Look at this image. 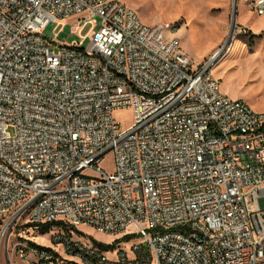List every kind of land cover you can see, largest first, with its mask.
<instances>
[{"label":"built area","instance_id":"1","mask_svg":"<svg viewBox=\"0 0 264 264\" xmlns=\"http://www.w3.org/2000/svg\"><path fill=\"white\" fill-rule=\"evenodd\" d=\"M75 15L79 40L51 50L43 30ZM176 25L124 0H0L2 236L60 220L135 236L127 264H264V114L221 93L213 57L193 65ZM17 235L20 257L57 264ZM60 241L71 262L107 263Z\"/></svg>","mask_w":264,"mask_h":264},{"label":"rangeland","instance_id":"2","mask_svg":"<svg viewBox=\"0 0 264 264\" xmlns=\"http://www.w3.org/2000/svg\"><path fill=\"white\" fill-rule=\"evenodd\" d=\"M124 2L137 12L145 24H181L175 33L180 38L183 49L189 54L195 67L209 61L211 56L225 45L211 68L213 79L219 82L221 93L234 100H241L255 112L264 114V43L261 49L244 54L241 52L239 55L234 52V57L219 62L243 34L236 17L235 32L228 39L233 0H124ZM245 16L250 20L248 27L252 30L260 27L264 22V15L259 14L255 9H248ZM79 17L80 15H75L59 19L56 22H51L43 30L51 50L58 51L61 46L70 45L79 40V35L72 31V26ZM91 28L92 24L85 25L81 33L88 35ZM263 36L264 29L260 34V37ZM254 37L257 36L252 34L247 36L250 39V45L253 44ZM89 44L90 39L87 38L84 47L86 48ZM209 55L211 56L209 57ZM114 118L125 130L133 121V109L129 107L116 109ZM10 131L13 133V129ZM101 166L107 171H112L113 155L111 153L105 156ZM20 228L18 226L15 230L6 231L3 236L0 233V264H30L28 259L20 257L18 251H14L19 237L17 233L20 231L22 236L28 238L30 242L49 249L50 253L58 259L57 264H73L72 262H75L65 258L64 248L59 244L64 236L88 246L93 245L94 240L104 244H114L116 240H122L116 244L115 250L105 252L108 257L105 264H127L119 258V255L117 256V252L124 250L131 256L130 246L136 241V239L123 240V235L103 233L85 224L74 228L73 233L68 232L69 226L55 227L48 234H42L37 229L23 230ZM74 264L79 263L75 262Z\"/></svg>","mask_w":264,"mask_h":264},{"label":"crops","instance_id":"3","mask_svg":"<svg viewBox=\"0 0 264 264\" xmlns=\"http://www.w3.org/2000/svg\"><path fill=\"white\" fill-rule=\"evenodd\" d=\"M254 1L255 0H238V2H237V9H238L237 10V14H238L237 20L239 23V28L243 34L240 35L237 43L233 44L231 46V48L228 50V52L225 53L223 55V57H221V60L219 62H222L223 60H225L229 57H234L233 56L234 52H237V54L239 55L241 52L244 54L246 52L249 53V52L261 49V47L264 43V36L260 37V34L264 29V22L261 24L260 27H258L255 30H252L248 27L250 20H248V18H246V16H245V12L248 9H250V8L253 9L252 6L254 4ZM249 34L257 36V37H254L252 39V41H253L252 45L249 44L250 39L247 38V36H249ZM212 54H213V52H212ZM211 55H209V57Z\"/></svg>","mask_w":264,"mask_h":264},{"label":"trees","instance_id":"4","mask_svg":"<svg viewBox=\"0 0 264 264\" xmlns=\"http://www.w3.org/2000/svg\"><path fill=\"white\" fill-rule=\"evenodd\" d=\"M178 28H180L181 24L177 23L176 25ZM65 226H68V224H66L65 222L63 221H53V222H47V223H30V224H27L23 227V229H37L39 230L42 234H48L49 232L52 231L53 228L55 227H59V228H63ZM72 230L73 228H69V233H72ZM80 233V232H78ZM135 237V236H134ZM130 239H133V237H130V236H127L125 237L123 240H130ZM122 240H116L114 242V244H104V243H101V242H97L94 240V245L98 247V249L101 251V252H106V251H113L115 250L116 248V244L120 243ZM29 243L34 246V247H37L39 248L40 250H46V251H50L49 249H44L43 247H40L36 244H34L33 242H30Z\"/></svg>","mask_w":264,"mask_h":264},{"label":"water","instance_id":"5","mask_svg":"<svg viewBox=\"0 0 264 264\" xmlns=\"http://www.w3.org/2000/svg\"><path fill=\"white\" fill-rule=\"evenodd\" d=\"M237 2L238 0H233V10H232V20H231V28L229 31V36L228 39H230L232 37V35L235 32V28H236V17H237ZM225 45L222 46L221 49H219L213 56V60L216 59V57H218L221 54V51L224 49Z\"/></svg>","mask_w":264,"mask_h":264},{"label":"bare ground","instance_id":"6","mask_svg":"<svg viewBox=\"0 0 264 264\" xmlns=\"http://www.w3.org/2000/svg\"><path fill=\"white\" fill-rule=\"evenodd\" d=\"M237 10H238V9H237ZM217 51H218V50H217ZM217 51H216V52H217ZM216 52H215V53H216ZM215 53H214V54H215ZM214 54L211 56V58L214 56ZM216 58H217V57H216Z\"/></svg>","mask_w":264,"mask_h":264}]
</instances>
